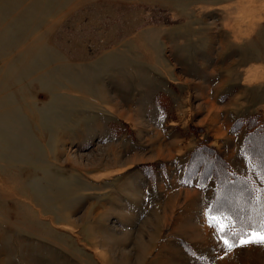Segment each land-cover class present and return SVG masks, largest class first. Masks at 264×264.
Here are the masks:
<instances>
[{"label": "rangeland", "instance_id": "1", "mask_svg": "<svg viewBox=\"0 0 264 264\" xmlns=\"http://www.w3.org/2000/svg\"><path fill=\"white\" fill-rule=\"evenodd\" d=\"M250 119L264 0H0V264H264L215 211L251 221L245 191L197 170L253 177Z\"/></svg>", "mask_w": 264, "mask_h": 264}, {"label": "trees", "instance_id": "2", "mask_svg": "<svg viewBox=\"0 0 264 264\" xmlns=\"http://www.w3.org/2000/svg\"><path fill=\"white\" fill-rule=\"evenodd\" d=\"M251 126L250 128H247V135L244 142V150L247 153L248 156V163L249 168L254 171L253 177H250L248 174H240L236 171H233L223 163V165L218 163H207L206 165V171L205 176L201 174L203 165L202 163H199V167L197 170H199L200 175L202 179L204 177L213 176L216 184H217V197L214 199V205L215 203H220L222 196H221V179L218 176L222 175V172L224 173L225 177L230 180L233 184V186L237 187L238 189L241 188V190H244V195L246 196L245 200L243 199V203H246V205L251 206L254 208V215L253 219L251 221H240L239 216L241 217V213H237L223 209L220 206L218 208L215 206V211L218 214L224 215L227 217L231 224L230 229H228V233L230 234H239V232H247L250 228L253 226L259 228L261 226V223L264 222V167L259 163V161L252 159V152L250 148L248 147V142L250 140V137L253 135H257L258 133H261L264 131V123L257 121V119H250ZM252 143V142H251ZM206 154V155H204ZM193 155L197 156L199 158L200 162H208L210 161L209 155L207 153H200L199 148L197 147L193 151ZM223 162V161H222ZM212 212V211H211Z\"/></svg>", "mask_w": 264, "mask_h": 264}, {"label": "snow or ice", "instance_id": "3", "mask_svg": "<svg viewBox=\"0 0 264 264\" xmlns=\"http://www.w3.org/2000/svg\"><path fill=\"white\" fill-rule=\"evenodd\" d=\"M211 226V222H210ZM220 232H224V228L219 229ZM223 244L227 247L229 251L239 246H248L253 244H258L264 246V222L261 223L259 228L253 226L243 235L238 236V245L235 242H230L229 239L221 237Z\"/></svg>", "mask_w": 264, "mask_h": 264}, {"label": "crops", "instance_id": "4", "mask_svg": "<svg viewBox=\"0 0 264 264\" xmlns=\"http://www.w3.org/2000/svg\"><path fill=\"white\" fill-rule=\"evenodd\" d=\"M260 71H262V69Z\"/></svg>", "mask_w": 264, "mask_h": 264}]
</instances>
